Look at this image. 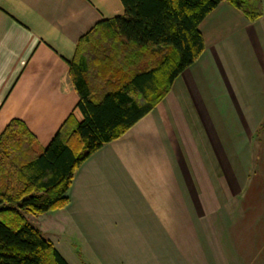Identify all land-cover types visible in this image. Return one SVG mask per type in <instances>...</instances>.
<instances>
[{
    "label": "crops",
    "instance_id": "crops-1",
    "mask_svg": "<svg viewBox=\"0 0 264 264\" xmlns=\"http://www.w3.org/2000/svg\"><path fill=\"white\" fill-rule=\"evenodd\" d=\"M124 15L122 0H0V137L19 120L46 148L83 122L79 43ZM199 30L202 55L79 167L68 205L27 215L69 264H264V15L222 2Z\"/></svg>",
    "mask_w": 264,
    "mask_h": 264
},
{
    "label": "trees",
    "instance_id": "trees-1",
    "mask_svg": "<svg viewBox=\"0 0 264 264\" xmlns=\"http://www.w3.org/2000/svg\"><path fill=\"white\" fill-rule=\"evenodd\" d=\"M222 2L250 21L262 0H122L125 15L85 36L71 64L84 121L64 123L42 148L12 121L0 137V264H69L27 215L69 203L79 167L122 137L169 93L205 50L201 22Z\"/></svg>",
    "mask_w": 264,
    "mask_h": 264
}]
</instances>
